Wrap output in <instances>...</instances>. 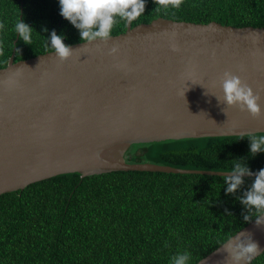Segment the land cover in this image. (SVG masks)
Instances as JSON below:
<instances>
[{"label":"water","instance_id":"water-1","mask_svg":"<svg viewBox=\"0 0 264 264\" xmlns=\"http://www.w3.org/2000/svg\"><path fill=\"white\" fill-rule=\"evenodd\" d=\"M0 68V195L60 174L264 176L127 161L133 144L264 132V27L158 17ZM18 31L15 43L19 38ZM264 212L197 264H250Z\"/></svg>","mask_w":264,"mask_h":264},{"label":"trees","instance_id":"trees-1","mask_svg":"<svg viewBox=\"0 0 264 264\" xmlns=\"http://www.w3.org/2000/svg\"><path fill=\"white\" fill-rule=\"evenodd\" d=\"M132 2V26L165 17L264 27V0H0V68L14 48L18 61L124 32ZM125 157L259 172L264 132L133 144ZM263 212L264 176L60 174L0 195V264H197Z\"/></svg>","mask_w":264,"mask_h":264}]
</instances>
